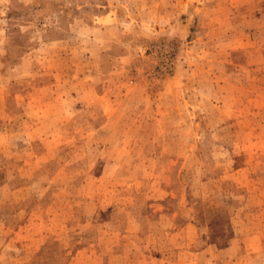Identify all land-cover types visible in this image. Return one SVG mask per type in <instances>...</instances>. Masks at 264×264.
<instances>
[{"label":"rangeland","instance_id":"obj_1","mask_svg":"<svg viewBox=\"0 0 264 264\" xmlns=\"http://www.w3.org/2000/svg\"><path fill=\"white\" fill-rule=\"evenodd\" d=\"M0 264H264V0H0Z\"/></svg>","mask_w":264,"mask_h":264}]
</instances>
